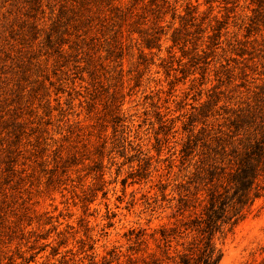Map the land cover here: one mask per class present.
<instances>
[{"label":"rangeland","instance_id":"1","mask_svg":"<svg viewBox=\"0 0 264 264\" xmlns=\"http://www.w3.org/2000/svg\"><path fill=\"white\" fill-rule=\"evenodd\" d=\"M246 151L220 264H264V0H0V264H178Z\"/></svg>","mask_w":264,"mask_h":264},{"label":"trees","instance_id":"2","mask_svg":"<svg viewBox=\"0 0 264 264\" xmlns=\"http://www.w3.org/2000/svg\"><path fill=\"white\" fill-rule=\"evenodd\" d=\"M250 152L246 151L245 156L238 158L239 166L235 172L231 171L224 191L212 189L208 196L198 197L197 202L194 201L189 205L188 199L181 198L185 201L184 206L191 210L181 227H184L183 232L194 235V242L185 253L180 255L178 264H220L223 252L217 247L215 236L223 232L226 226H230L231 230L245 216L263 189L258 181L260 174L244 164ZM214 174L212 172V175ZM229 183H233L234 186L229 187ZM231 189H233L232 197L229 199L228 193ZM172 234L166 229L162 233L166 242L171 241L169 238ZM153 263L161 264L158 260Z\"/></svg>","mask_w":264,"mask_h":264}]
</instances>
